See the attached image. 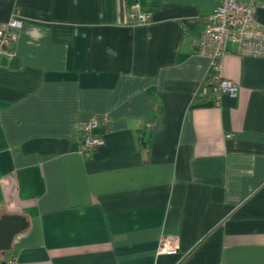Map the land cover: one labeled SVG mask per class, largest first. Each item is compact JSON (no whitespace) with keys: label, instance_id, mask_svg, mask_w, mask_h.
Instances as JSON below:
<instances>
[{"label":"crops","instance_id":"crops-1","mask_svg":"<svg viewBox=\"0 0 264 264\" xmlns=\"http://www.w3.org/2000/svg\"><path fill=\"white\" fill-rule=\"evenodd\" d=\"M217 3L0 0L23 25L0 55V219L28 224L0 264H264V61L229 45L237 97L210 100L195 46ZM100 117L84 158L76 127Z\"/></svg>","mask_w":264,"mask_h":264},{"label":"built area","instance_id":"built-area-1","mask_svg":"<svg viewBox=\"0 0 264 264\" xmlns=\"http://www.w3.org/2000/svg\"><path fill=\"white\" fill-rule=\"evenodd\" d=\"M216 9L205 20L204 31L195 46L196 56L210 62L205 85L210 100L219 105L222 96L237 97L238 88L222 77V61L228 54V46H237V55L264 61V26L256 21L255 13L260 0H217ZM128 21L134 26L146 25L149 15L138 4L130 6ZM22 22L13 17L7 24H0V55L11 60L16 58L15 46L22 29ZM109 125L106 117L95 118L76 127L81 148L79 154L90 158L104 144L99 133ZM178 246L172 241H163L159 255H176ZM18 264L15 256L6 263Z\"/></svg>","mask_w":264,"mask_h":264},{"label":"water","instance_id":"water-1","mask_svg":"<svg viewBox=\"0 0 264 264\" xmlns=\"http://www.w3.org/2000/svg\"><path fill=\"white\" fill-rule=\"evenodd\" d=\"M28 224L21 217H3L0 219V254H6L11 250L16 236L24 233Z\"/></svg>","mask_w":264,"mask_h":264},{"label":"trees","instance_id":"trees-1","mask_svg":"<svg viewBox=\"0 0 264 264\" xmlns=\"http://www.w3.org/2000/svg\"><path fill=\"white\" fill-rule=\"evenodd\" d=\"M107 129V128H106ZM103 136V135H102ZM195 249H192V251L189 253V255L186 257V259L191 256V254L194 252Z\"/></svg>","mask_w":264,"mask_h":264},{"label":"rangeland","instance_id":"rangeland-1","mask_svg":"<svg viewBox=\"0 0 264 264\" xmlns=\"http://www.w3.org/2000/svg\"><path fill=\"white\" fill-rule=\"evenodd\" d=\"M5 255V254H4Z\"/></svg>","mask_w":264,"mask_h":264}]
</instances>
